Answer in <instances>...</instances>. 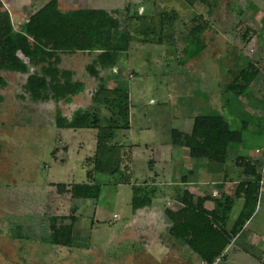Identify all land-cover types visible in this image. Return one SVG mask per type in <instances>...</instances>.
Listing matches in <instances>:
<instances>
[{
  "label": "rangeland",
  "instance_id": "1",
  "mask_svg": "<svg viewBox=\"0 0 264 264\" xmlns=\"http://www.w3.org/2000/svg\"><path fill=\"white\" fill-rule=\"evenodd\" d=\"M2 1L18 29L52 0ZM58 1L63 12L103 9L121 21V29L113 33L122 50L119 66L102 71L101 77L109 89L124 88L131 96V128L117 131L112 140V144L133 145L131 169L126 172L127 163L119 162L118 150L96 167L90 162L96 151L95 130L56 127L57 111L71 118L82 108L111 118L106 108L92 101L99 81L85 68L93 56L61 55L60 68L86 83V91L71 105L34 103L24 89L28 76L0 73L8 83L0 87V264H187L189 252L170 237L171 221L165 210L179 208L173 199L185 189L175 184L191 179L190 170L198 179L208 162H179L180 151L187 157L188 150L171 144V132L190 133L197 116L219 114L234 130L248 124L243 143L230 147V160L239 150L242 156L264 155V77L259 75L241 97L229 89L249 63L264 57V0H218L217 6L214 0ZM197 25L205 27L200 39L203 50L181 65ZM94 171L96 183L102 186L99 200H74L58 193L56 185L88 183V173ZM122 174L131 177L130 185L118 184ZM206 175L218 177L202 176ZM134 185L157 191L156 203L142 213L131 206ZM200 189L211 195L218 190L216 186ZM237 210L235 206L228 225ZM253 216L249 229L254 244L260 245L255 250L264 254V188ZM13 217L34 223L33 230L27 227L20 232L22 240L8 235L7 218ZM55 217L77 218L74 247L41 240L39 229L48 232V220ZM244 245L247 240L242 238L232 246L226 264H251L236 257V250Z\"/></svg>",
  "mask_w": 264,
  "mask_h": 264
},
{
  "label": "trees",
  "instance_id": "2",
  "mask_svg": "<svg viewBox=\"0 0 264 264\" xmlns=\"http://www.w3.org/2000/svg\"><path fill=\"white\" fill-rule=\"evenodd\" d=\"M217 4L218 0H214L213 5ZM209 13L212 14L211 10ZM121 26V21L107 10L63 12L58 0L47 3L17 30L9 13L0 12V72L28 76L24 89L34 103L54 101L71 105L75 97L86 91V83L74 80L72 71L60 68L61 55L81 53L93 56L94 59L85 68L90 77L99 81L92 101L98 107L106 108L111 118L103 119L99 113L82 108L76 110L71 118L57 111L56 127L59 130H95L96 151L90 162L96 167L100 162L109 161L113 152L118 150L122 154L119 162H126V172H130L129 151H132L133 145L112 144V140L117 131H128L131 128V96L124 88L109 89L101 77L102 71L119 66L122 50L117 47L113 33L119 31ZM204 29L202 25L193 28L191 43L184 50L186 56L180 62L181 65H186L203 50L200 39ZM189 47L194 49L190 51ZM258 77V68L249 63L229 89L241 97ZM7 85L6 80L0 76V87L6 88ZM246 130L247 122H243L242 130H234L222 115H201L194 119L190 133L172 131L171 144L188 149L193 160H206L210 165L222 167L231 161L230 147L242 144L243 131ZM263 162V156L245 159L242 180L236 186L233 196L225 195L219 199L212 195L196 197L187 190L178 195L177 201L182 204V208L177 211L165 210V215L171 221L170 236L177 243L188 247L205 264H215L235 239L245 236L244 228L255 214L261 195ZM130 179V176L122 174L118 184L130 185ZM88 180V183L81 184H58L56 189L59 194L68 195L74 200H99L102 186L95 181V171L88 173ZM142 188L133 186L136 195L131 206L135 212L151 208L156 203L154 195L157 191L152 189L147 192ZM235 199H243L244 205L237 220L229 227V216ZM208 201L215 203L213 211L205 208ZM69 220L70 223L67 222ZM76 223L75 217L51 218L48 220V232L43 227L39 229L43 233L41 240L51 246L74 247ZM7 224L9 237L22 240L25 237L20 232L27 227L33 230L34 223H30L29 218L13 217L7 218Z\"/></svg>",
  "mask_w": 264,
  "mask_h": 264
},
{
  "label": "crops",
  "instance_id": "3",
  "mask_svg": "<svg viewBox=\"0 0 264 264\" xmlns=\"http://www.w3.org/2000/svg\"><path fill=\"white\" fill-rule=\"evenodd\" d=\"M3 4H4V2L2 0H0V12L1 13L8 12L9 15H10L11 21H12V23L14 25V22H13V13H11L8 10H4L3 9L4 8ZM35 13H33L32 15H34ZM28 19L25 20L22 24L26 23L28 21ZM20 26H19V28H20ZM14 27H15V25H14ZM0 73H11V72H0ZM176 148H178V147H176ZM184 149H186V148H184ZM241 151H243V150H241ZM186 152H188L187 157H186V155H185V153L183 151H180V159L181 160L179 159V162H181L182 164L186 163L188 165L189 163L191 164V162H193L192 161L193 159L190 158L189 150L186 151ZM242 155L243 154H242V152H240V150L237 151L236 155L233 156L234 157V160H232L233 159L232 158L231 159L232 162H230V164H228L225 167H219V166L211 167V165L209 163L207 165H205V166H202L201 167L202 170L200 169L201 170L200 173H202V174H199V178L198 179H197L196 176H194V174L192 173V170H190L189 173L191 175H193L192 178L191 179H189V178H187V179L182 178V179H180L181 180V183L180 184H175V185L184 188L185 190L189 191L191 194H193L196 197H204L206 195H211V194H204V193L201 192V189L200 188L201 187L203 188L205 186H216L218 188V190L217 191H214V193L212 194V196L215 197V198H217V199H219L221 197H224L225 195H227V196H229V195L230 196H233L234 193H235V191H236V186L242 180L241 173H242V169H243V166H244L245 159L246 158H249L251 160V159H253V158L256 157V156H252L251 157V156H242ZM212 173L215 174V175L217 174L218 177L217 178H208L207 175H206V178H204V176H202L204 174H212ZM176 175H178V174H176ZM193 177H196V180H194ZM154 186H155V183H154ZM194 190L197 191L196 192L197 194H195ZM260 197H261V195H260ZM163 199H167V198L163 197ZM173 200H175L174 202H176L177 205L179 206V208H177L175 211L181 209L182 208V204H180L177 201V198H174ZM243 205H244L243 199H235L233 211L235 209V206H237V208H238L237 211L238 212H237V217L234 220V222L237 220V218H238V216H239V214H240V212H241V210L243 208ZM205 208L208 211H213L215 209V203L213 201H208V202L205 203ZM148 209L149 208H147V210ZM145 210L146 209L138 210V211H139V213H142L141 211H145ZM253 217L251 218V220L253 219ZM250 221L246 224V226L244 228V230H245V232H244L245 233V236H241L238 239H235L233 241V243L231 244V246L226 250L224 256L222 258L218 259L215 264H222L223 262H225V260L227 259L229 250L232 248V246L234 244H237L238 241H240L242 238H245L247 240V245L248 246L247 245H244L241 248V250H236V252L238 253L236 255V257H238V259H249V261L251 262V264H264V254L256 253V250H255V248H257V247L260 248V245L258 246L256 243L254 244V242H255V238L253 237L254 236V233L249 229V223H250ZM234 222H232L231 224H229V227H231L234 224ZM170 228H171V226H170ZM172 240H174V239L172 238ZM262 241L264 242V239H262ZM176 243H175V245H176ZM186 248H187L186 249L187 252H189V254L187 253L188 256L186 257V260H187L186 263L187 264H205L203 261H201V259L196 254L192 253V251H189V248L188 247H186ZM174 249H176V248H174ZM225 264H226V262H225Z\"/></svg>",
  "mask_w": 264,
  "mask_h": 264
},
{
  "label": "built area",
  "instance_id": "4",
  "mask_svg": "<svg viewBox=\"0 0 264 264\" xmlns=\"http://www.w3.org/2000/svg\"><path fill=\"white\" fill-rule=\"evenodd\" d=\"M254 65L256 66V68H258L259 75H262L264 77V57L262 58V60L260 62L255 63ZM257 153H259V152L257 151ZM263 158H264V155H263ZM261 174H262V179L260 181V186H261V190H262V188H264V162H263Z\"/></svg>",
  "mask_w": 264,
  "mask_h": 264
}]
</instances>
